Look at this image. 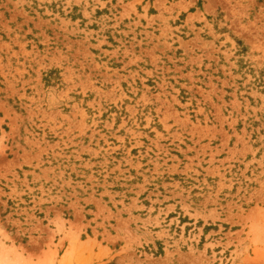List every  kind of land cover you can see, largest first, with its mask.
<instances>
[{"label":"rangeland","instance_id":"1","mask_svg":"<svg viewBox=\"0 0 264 264\" xmlns=\"http://www.w3.org/2000/svg\"><path fill=\"white\" fill-rule=\"evenodd\" d=\"M0 264H264V0H0Z\"/></svg>","mask_w":264,"mask_h":264}]
</instances>
